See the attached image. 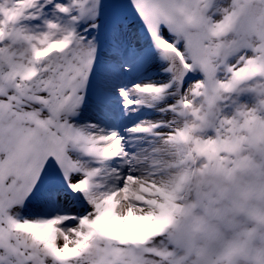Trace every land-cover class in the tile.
Listing matches in <instances>:
<instances>
[{
  "label": "snow or ice",
  "instance_id": "obj_1",
  "mask_svg": "<svg viewBox=\"0 0 264 264\" xmlns=\"http://www.w3.org/2000/svg\"><path fill=\"white\" fill-rule=\"evenodd\" d=\"M0 264H264V0H0Z\"/></svg>",
  "mask_w": 264,
  "mask_h": 264
}]
</instances>
